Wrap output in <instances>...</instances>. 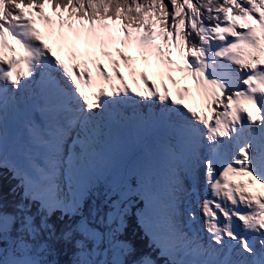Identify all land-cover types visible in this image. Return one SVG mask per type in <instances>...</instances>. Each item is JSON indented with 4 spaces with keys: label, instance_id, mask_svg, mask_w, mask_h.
<instances>
[{
    "label": "snow or ice",
    "instance_id": "6c2138e0",
    "mask_svg": "<svg viewBox=\"0 0 264 264\" xmlns=\"http://www.w3.org/2000/svg\"><path fill=\"white\" fill-rule=\"evenodd\" d=\"M80 42L123 48L90 69L57 50ZM0 169V264H157L133 216L165 264H264V0H0Z\"/></svg>",
    "mask_w": 264,
    "mask_h": 264
},
{
    "label": "trees",
    "instance_id": "16d2710c",
    "mask_svg": "<svg viewBox=\"0 0 264 264\" xmlns=\"http://www.w3.org/2000/svg\"><path fill=\"white\" fill-rule=\"evenodd\" d=\"M11 200L12 198L9 197ZM127 238L136 247L138 253H149L157 261V264H161V259L156 255L157 253L153 248L149 247V241L143 236L141 228L137 226L136 219L130 218L129 227L127 229ZM66 258V257H65Z\"/></svg>",
    "mask_w": 264,
    "mask_h": 264
},
{
    "label": "bare ground",
    "instance_id": "6f19581e",
    "mask_svg": "<svg viewBox=\"0 0 264 264\" xmlns=\"http://www.w3.org/2000/svg\"><path fill=\"white\" fill-rule=\"evenodd\" d=\"M8 191H9L8 189L3 190L4 193H7ZM148 245H149V243H148Z\"/></svg>",
    "mask_w": 264,
    "mask_h": 264
}]
</instances>
